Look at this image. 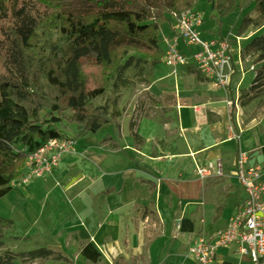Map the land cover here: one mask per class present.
Segmentation results:
<instances>
[{"label":"crops","instance_id":"crops-1","mask_svg":"<svg viewBox=\"0 0 264 264\" xmlns=\"http://www.w3.org/2000/svg\"><path fill=\"white\" fill-rule=\"evenodd\" d=\"M260 13L256 5L248 15ZM204 24L203 39L230 43L234 70L228 91L187 64L171 69L173 93L165 80L171 75L154 68L145 82L146 102L131 104L106 132L77 138L74 153L63 155L52 174L33 179L38 183L22 191L27 204L32 199L37 204L33 224L39 227L21 237L61 253L68 264H197L189 250L193 240L224 229L246 199L233 170L239 153H247L252 165H264V95L241 97L255 77L245 86L246 75L261 64L252 63L255 56L243 48L263 34L264 25L243 35L237 28L234 35L219 30L209 36ZM167 25L162 35L171 38L172 22ZM228 99L234 102L231 109ZM230 126L239 140L231 139ZM208 163H220L223 176L199 177L198 167ZM87 243L101 254L99 261L82 256ZM217 258L220 264H254L233 247L220 248Z\"/></svg>","mask_w":264,"mask_h":264},{"label":"trees","instance_id":"trees-1","mask_svg":"<svg viewBox=\"0 0 264 264\" xmlns=\"http://www.w3.org/2000/svg\"><path fill=\"white\" fill-rule=\"evenodd\" d=\"M222 18L242 8L243 0H208ZM198 0H0V199L25 170L28 156L54 138L96 134L122 117V91L145 83L162 62V25L195 9ZM258 17L244 15L243 35L264 25V0ZM245 55L264 61V35L252 37ZM193 67V66H191ZM197 73L201 74L195 67ZM244 101L264 95V65ZM113 97L107 98L109 95ZM105 104H97L106 99ZM13 221L0 216V264L70 260L47 247L14 252L8 245L31 243L8 235ZM82 256L101 254L87 243Z\"/></svg>","mask_w":264,"mask_h":264},{"label":"built area","instance_id":"built-area-1","mask_svg":"<svg viewBox=\"0 0 264 264\" xmlns=\"http://www.w3.org/2000/svg\"><path fill=\"white\" fill-rule=\"evenodd\" d=\"M172 20L174 34L171 38H164L166 49L163 62L174 72L179 67L191 64L215 88L227 92L234 70L229 41L203 39L199 30L203 17L195 9L174 15ZM254 73L256 76L257 72ZM226 104L231 109L234 102L228 99ZM230 135L231 139L240 138L231 126ZM75 145L73 138L47 141L28 156L24 174L12 183L13 187L52 174L63 155L75 152ZM233 170L246 193V199L224 229L211 236L200 234L193 240L189 250L197 264H220L217 251L226 247H233L239 255L249 257L254 264H264V165L250 164L247 153L240 152ZM197 173L201 178L220 177L223 176L222 165L219 163L215 167L208 163L198 167Z\"/></svg>","mask_w":264,"mask_h":264},{"label":"rangeland","instance_id":"rangeland-1","mask_svg":"<svg viewBox=\"0 0 264 264\" xmlns=\"http://www.w3.org/2000/svg\"><path fill=\"white\" fill-rule=\"evenodd\" d=\"M250 0H243V13L240 14V12H234L231 14H228L224 17H220L218 12L215 11L212 6L209 4L208 0H198L196 9L201 13L203 20H205L204 28L207 31L206 34L209 36H218V31L222 30L223 34L225 35H234V32H236L238 26L241 23V20L244 15L246 14H252L255 12L256 5L254 3H249ZM174 24V21L172 20V26ZM168 29L167 23L162 25V34L164 30ZM215 31V32H214ZM264 34V32H263ZM164 37L162 38V41L160 43L161 47L165 50L166 49V44L164 41ZM251 62L254 63V58L253 56L251 57ZM262 65H264V61L261 62V64L258 65L259 69ZM156 72L158 74H161L165 76L166 78L170 76V79H165L166 82L169 83L170 87L168 89H171L172 92L174 93L175 88H174V82L172 78L173 76V71L171 68L166 66L163 62L158 64L156 67ZM255 76L253 74H247L246 75V81H245V86L248 85L250 82V79H252ZM158 77V75H157ZM178 79H177V84H178ZM154 87H157L154 86ZM146 93H148V83H141L136 85L134 88L130 89H125L122 91L123 98L120 103V109L122 110V116L128 111L129 106L131 104H136L137 106L140 103H144ZM113 97L111 94L107 97ZM106 99H99L97 101V104H105ZM146 122H143L142 125V131L145 129ZM110 127V124L104 125L100 130L103 129V132H106L108 128ZM149 130H152L151 128H148ZM38 183V181H32L30 184L22 185L21 188L17 187L15 188L7 197H4L0 199V216L10 219L14 222V226L12 229L7 231L8 235H13V236H26L28 234L33 233L35 229H37V226L33 224V220L36 218V212L38 211V207L36 202L32 199V201L27 204V201L23 198L25 194L22 192L24 189H31L33 185ZM27 187V188H26ZM48 246V245H44ZM36 247L33 246L32 242L26 245L22 246H11L8 245L7 249L14 251L16 253L18 252H26L31 249H34ZM18 264H20V261H17ZM31 264H68L62 261H55L52 259L47 260V262L38 260L34 263Z\"/></svg>","mask_w":264,"mask_h":264}]
</instances>
